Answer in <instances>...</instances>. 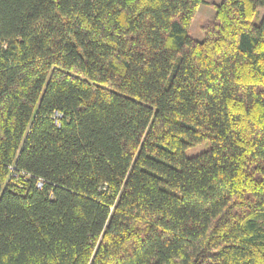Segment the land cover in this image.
<instances>
[{"label":"trees","instance_id":"trees-1","mask_svg":"<svg viewBox=\"0 0 264 264\" xmlns=\"http://www.w3.org/2000/svg\"><path fill=\"white\" fill-rule=\"evenodd\" d=\"M204 2L0 0V264H264V0Z\"/></svg>","mask_w":264,"mask_h":264},{"label":"rangeland","instance_id":"rangeland-1","mask_svg":"<svg viewBox=\"0 0 264 264\" xmlns=\"http://www.w3.org/2000/svg\"><path fill=\"white\" fill-rule=\"evenodd\" d=\"M222 0H205L204 3H201L198 6V9L195 13L194 18L191 21L189 34L191 37L201 40L203 38V32L201 30V23L205 20L211 19L215 13L213 3H219ZM262 9H259L258 15L254 17V22H258L259 17L261 16ZM206 147L205 143L197 144L195 146L189 147L185 150L187 155L195 154Z\"/></svg>","mask_w":264,"mask_h":264},{"label":"built area","instance_id":"built-area-1","mask_svg":"<svg viewBox=\"0 0 264 264\" xmlns=\"http://www.w3.org/2000/svg\"><path fill=\"white\" fill-rule=\"evenodd\" d=\"M38 185H39V183H38Z\"/></svg>","mask_w":264,"mask_h":264}]
</instances>
